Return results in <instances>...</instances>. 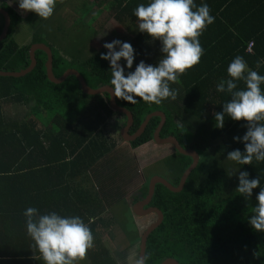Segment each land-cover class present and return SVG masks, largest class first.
<instances>
[{
	"label": "trees",
	"instance_id": "obj_1",
	"mask_svg": "<svg viewBox=\"0 0 264 264\" xmlns=\"http://www.w3.org/2000/svg\"><path fill=\"white\" fill-rule=\"evenodd\" d=\"M94 6H100L99 0L80 8L89 10L90 16ZM3 7L12 23L7 38L0 42V69H26L30 65L31 45L20 46L14 36L23 21L30 24L29 12L22 17L10 6ZM211 15L214 23L199 37L204 48L199 64L187 70L179 83L170 85L177 90L175 100L169 98L157 105L138 97L135 103L116 98L118 105L133 115L131 133L140 128L149 114L162 111L166 123L161 137L174 136L182 147L194 148L201 156L181 192H172L162 184L157 186L151 206L162 211L164 220L148 237L145 264H161L166 258H174L179 264H264V232L255 231L248 223L260 188L253 189L252 197L245 199L236 191L239 181L228 176L222 162L227 160L229 151H244V144L233 137L244 135L246 122L233 121L226 115L224 127H214V111H222L223 103L231 99L227 92L216 91L220 80L229 78L230 61L240 55L251 70L264 75V0H222ZM3 25L0 24V33ZM213 31L216 37L212 36ZM32 43H41L40 37L34 36ZM129 43L135 49V60L133 68L127 69L126 61L121 59L126 72L134 70L141 60L156 64L162 55L159 40L135 39ZM251 43L253 48L249 51ZM106 52L104 49L82 60L69 58L68 50L58 48L53 50V72L59 77L76 69L92 88L110 86V63L100 57ZM36 58L37 66L26 75H0V238L3 227L11 228V239L20 238L15 241L20 244L0 248V264H35L34 242L27 235L23 215L29 206L41 214L55 211L78 215L86 223L94 218L90 224L94 247L79 264H119L99 230L109 229L111 224L102 217L105 209L101 204L105 202L110 207L124 201L122 187L112 182V168L108 166L106 172L103 163L115 159L116 143L105 132V126L118 112L111 108L108 93H85L76 75L61 83L52 82L45 71L46 55L37 51ZM237 84L240 89L246 87L243 81ZM261 88L264 90V84ZM182 97L181 113L187 119L179 123L178 118L183 116L173 112L178 111L175 103ZM17 104L30 106L21 121L5 115L6 106ZM161 121V117L151 120L131 146L136 149L154 141ZM209 154L215 156V167L206 172ZM192 160L175 150L165 160L169 166L164 177L177 186ZM242 166L249 179L259 177L260 186L264 187V162L254 159L252 164ZM126 175L132 178L134 172L128 169ZM149 180L140 187L142 197L148 193ZM139 238L136 236L131 244Z\"/></svg>",
	"mask_w": 264,
	"mask_h": 264
},
{
	"label": "clouds",
	"instance_id": "obj_2",
	"mask_svg": "<svg viewBox=\"0 0 264 264\" xmlns=\"http://www.w3.org/2000/svg\"><path fill=\"white\" fill-rule=\"evenodd\" d=\"M56 3L57 0H18V7L22 12H33L47 20L54 14ZM133 14L138 30L161 42L162 55L156 64L141 60L134 70L126 72L120 61L123 58L127 69L133 68L135 49L131 43L119 39L104 43L108 51L100 53V57L110 63L109 84L114 97L129 103H135L138 97L157 105L169 98L175 100L177 90L170 85L179 83L180 77L199 64L204 54L199 37L214 23L210 6L207 3L198 6L195 0H149L134 8ZM227 74L229 78L220 80L216 91L227 92L231 99L223 103L222 111H214V127L222 129L227 115L233 121H245L247 130L242 137H233L244 144V151H229L226 158L241 165H250L254 159L264 162V90L261 88L264 75L251 70L240 55L230 61ZM237 81H243L246 87L238 88ZM238 181L236 191L245 199L252 197L253 189L260 188L248 223L255 231L264 232V187L260 186V178L249 179L247 171H239ZM23 215L27 235L34 242L33 258L43 264H79L94 247L95 237L90 228L94 218L86 223L78 215H60L55 211L41 214L32 206ZM145 260L146 257L138 259L136 264H144Z\"/></svg>",
	"mask_w": 264,
	"mask_h": 264
},
{
	"label": "rangeland",
	"instance_id": "obj_3",
	"mask_svg": "<svg viewBox=\"0 0 264 264\" xmlns=\"http://www.w3.org/2000/svg\"><path fill=\"white\" fill-rule=\"evenodd\" d=\"M5 1L22 17H25L27 12L19 10L18 0ZM77 3V0H57L54 14L47 20L40 19L37 14L29 12L27 18L30 19V24L25 21L22 22L16 28L14 40L20 46H27L32 43V37L35 35V37H40L41 43L50 46L52 50L58 48L68 50V53L71 55V57H68L72 59L75 56L86 60L95 53L103 51L106 48L103 47V44L98 43V40L95 38L97 33L95 32L96 26L93 23V19L88 20L89 10L86 8L81 10L80 7L72 9V6L77 5ZM2 23L3 18L0 15V24ZM79 37L82 39L79 40ZM99 40L106 43L111 42L113 39L105 35ZM117 50L119 49L117 48ZM175 107L178 111H174V115L183 116L178 118V122L184 123L187 117L181 113L183 97L175 103ZM29 109L30 106L17 104L6 106L4 110L8 118L21 121L26 117ZM178 116H176V119ZM125 120L124 115L117 114L105 126V132L116 143L113 149L116 155L115 159L106 160L103 163H106V172L108 166L112 168L111 171L114 174L112 182L117 184V187H122L124 193L122 200L124 201L120 203L117 201L115 205L110 207L105 202L101 204L105 209L102 217L106 222H110L111 224L109 225V229H100V227L99 230L101 231L103 242L118 259L119 264H136V261L139 259L140 239L136 240L133 244L131 242L136 236L139 235L140 237L142 232L156 221L157 216H135L131 209V202L133 199L142 198L140 187L150 177L156 175L165 176L164 172L167 170V166H169L165 160L174 154L175 149L170 145H160L154 141L134 149L129 142L121 139L119 135L120 126ZM207 158L205 170L206 172H211L215 167V156L209 154ZM220 161L218 159V164ZM222 162L228 172V176L238 180L239 171L244 170V167L228 159ZM128 169L134 172V176L138 175L139 182L132 185L133 177L128 178L126 175V170ZM101 176H103L102 172Z\"/></svg>",
	"mask_w": 264,
	"mask_h": 264
},
{
	"label": "water",
	"instance_id": "obj_4",
	"mask_svg": "<svg viewBox=\"0 0 264 264\" xmlns=\"http://www.w3.org/2000/svg\"><path fill=\"white\" fill-rule=\"evenodd\" d=\"M0 15L4 17V26L2 29V33L0 34V42L5 40L9 34V30L11 27V16L5 9L0 7ZM37 51H42L46 55V61H45V71H47L48 78L55 83H61L64 82L69 76L76 75L81 82L82 90L89 94V95H103L105 93L109 94V103L111 108L123 115L127 118V127L123 129L122 131V138L126 142H133L137 140L142 134L145 132L148 124L151 120H153L156 117H161L162 121L158 129L156 130L154 140L156 143L160 145H171L174 147V149L182 154L188 155L192 157V163L190 166L184 171V174L182 175L180 182L177 186H174L169 180H167L164 177H161L159 175L154 176L153 178H150L149 185H148V193L147 196L144 197V199L140 200L139 202L132 205V212L135 214V216L138 217H144L148 215H156L157 219L153 224H150L141 234L140 236V250H139V259L145 258L146 255V248H147V241L148 237L151 233L155 232L159 226L162 224L164 220V215L162 211L155 206H150L151 202L154 200V196L156 194V189L159 184L164 185L166 188H168L170 191L179 193L181 192L186 184L187 179L189 178L191 172L197 167L199 161H200V153L194 149V148H184L181 146L179 141L174 136H169L166 138H162V129L166 123V115L162 111L154 112L149 114L145 121L142 123L140 128L137 130V132L130 136L129 135V129L133 124V115L132 113L127 110L124 107H121L117 103V99L114 97L113 90L110 86L105 85L102 86L100 89H94L92 88L87 79L83 74H81L76 69H69L66 73L62 74L61 76H56L53 72V50L50 46H47L44 43H34L30 46L29 49V56H30V65L23 70H6V69H0V75L2 76H23L27 73L33 71L35 67L37 66V58L36 53ZM149 206L148 208H145ZM145 264V261H144ZM161 264H179L176 259L174 258H166L164 262Z\"/></svg>",
	"mask_w": 264,
	"mask_h": 264
},
{
	"label": "crops",
	"instance_id": "obj_5",
	"mask_svg": "<svg viewBox=\"0 0 264 264\" xmlns=\"http://www.w3.org/2000/svg\"><path fill=\"white\" fill-rule=\"evenodd\" d=\"M77 1V5L72 6V9L82 7L87 3H90L92 6V4L95 2V0ZM99 2L100 6H94V9L90 11L89 16L90 20L93 19V23L96 26L95 32L97 34L95 38L98 40V43L104 45V43L99 39H102L105 35H108L113 40L119 39L125 42H130L135 39L153 40L148 34L142 33L138 30V21L133 14L134 8H136L141 3L147 4L149 0H99ZM195 3L198 6L202 3H207L210 6L212 14L222 4V0H195ZM211 34L213 37L217 36L214 31L211 32ZM158 48H161V44H158ZM242 167H244V170L242 171H246L245 166ZM10 229L9 227L2 228L0 248L2 246L3 248H10L15 244H20L18 242H15L20 238L11 239L14 238V236L13 232H10ZM35 264H43V261L35 259Z\"/></svg>",
	"mask_w": 264,
	"mask_h": 264
},
{
	"label": "flooded vegetation",
	"instance_id": "obj_6",
	"mask_svg": "<svg viewBox=\"0 0 264 264\" xmlns=\"http://www.w3.org/2000/svg\"><path fill=\"white\" fill-rule=\"evenodd\" d=\"M10 6L11 8H13L11 5H9V3L7 2V1H5V0H0V7L1 8H3V9H5L3 6ZM14 9V8H13ZM6 10V9H5ZM15 10V9H14ZM7 11V10H6ZM9 13V12H8ZM2 16V15H1ZM2 18H3V23H4V17L2 16ZM24 22V21H23ZM26 22V21H25ZM27 23V22H26ZM4 26V25H3ZM2 33V32H1ZM0 33V34H1ZM34 36L35 35H33V37H32V41H33V39H34ZM32 44H34V43H31L30 45H32ZM119 114V113H118ZM121 115H123V114H121ZM117 116V115H116ZM121 128H120V132H119V135H120V137H121V139H123L122 138V131H123V129L124 128H126L127 127V119L125 120V122L120 126ZM131 128H132V126L130 127V129H129V135L130 136H132V135H134L135 133H131ZM141 137V136H140ZM125 141V140H124ZM135 142V141H134ZM154 142H156L155 140H154ZM130 144L132 143V142H129ZM158 144V143H157ZM171 146V145H170ZM173 147V146H172ZM174 148V147H173ZM133 172V171H132ZM137 176L138 175H135L134 177H133V183H132V185L134 184V183H137V182H139V179L137 178ZM157 176V175H156ZM154 177V176H153ZM153 177H150V178H153ZM168 180V179H167ZM146 183V181L144 182V184ZM147 196V195H146ZM142 199H144V197H142V198H140V199H138V200H135V199H133V201L131 202V204L133 205V204H135V203H137V202H139L140 200H142ZM150 206H151V204H150ZM149 206H147V207H145V208H148ZM132 209V208H131Z\"/></svg>",
	"mask_w": 264,
	"mask_h": 264
},
{
	"label": "built area",
	"instance_id": "obj_7",
	"mask_svg": "<svg viewBox=\"0 0 264 264\" xmlns=\"http://www.w3.org/2000/svg\"><path fill=\"white\" fill-rule=\"evenodd\" d=\"M252 48H253V43H251V44L249 45V51H251Z\"/></svg>",
	"mask_w": 264,
	"mask_h": 264
}]
</instances>
